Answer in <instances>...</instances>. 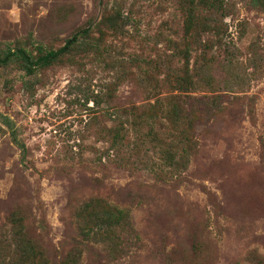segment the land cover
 <instances>
[{
	"label": "rangeland",
	"instance_id": "rangeland-1",
	"mask_svg": "<svg viewBox=\"0 0 264 264\" xmlns=\"http://www.w3.org/2000/svg\"><path fill=\"white\" fill-rule=\"evenodd\" d=\"M85 27L29 75L0 63V264H264V6L0 0V58ZM184 93L206 106L176 118L163 98Z\"/></svg>",
	"mask_w": 264,
	"mask_h": 264
},
{
	"label": "trees",
	"instance_id": "trees-1",
	"mask_svg": "<svg viewBox=\"0 0 264 264\" xmlns=\"http://www.w3.org/2000/svg\"><path fill=\"white\" fill-rule=\"evenodd\" d=\"M215 1V0H214ZM253 4L256 5H260V6H264V0H250ZM216 2H212L211 6H215ZM187 24L186 25V29L189 30V34L191 33L192 29L191 26L194 25V29L196 28L197 30H206V31H211L214 34H217L219 32V27H211L210 22L207 23V21H203V22H198L197 20H195L193 18V16H190L187 18ZM198 26H202V27H198ZM89 35V27H85L82 28L78 31H76L75 33H73L69 38H67L63 44L61 46H59L56 49L53 50H47L44 53H41L39 55H37L35 58H32L28 55V53L23 50V49H16L14 52H7L2 58H0V63H5L10 57L16 56L19 61H20V66L22 68V70L24 71V73L26 75H29L32 73L33 69L36 66H48L50 65L52 62H54L58 57L62 56L63 54L67 53L71 46L73 44H75L76 42H78L81 39H86ZM218 40H220V37H217ZM177 85L179 87H181L182 85H187V84H191V80L189 79L188 75L184 72L182 74H180L179 77H177ZM203 97H195L193 95L190 94H173L170 96H166L164 97V103H162V105H164L166 109V111L168 113H177L176 114V118L177 117H181L183 115H187L188 113H190V111L192 110L193 106L191 105L192 102H201L202 103V107L206 106V101H202ZM165 111V112H166ZM136 119L139 121L141 120H145V117H143L142 115H137ZM176 120V119H175ZM112 142L113 143H117L119 141H121L122 139H124L125 137V129L122 128V124H120L118 122V124H114V127L112 128ZM93 206H91V204H86L84 207L85 211H93ZM124 219V215L121 211L116 210L115 211V220L112 221H108L107 226H109L107 229H104L102 231H98L97 234L99 235H103V236H107L109 233L112 232L111 227L112 226H118L119 221ZM111 222V223H110ZM124 223V222H123ZM128 225V223H127ZM111 235V234H110ZM109 239V238H108ZM112 237L109 239L111 240ZM27 252H31L32 250V246L28 245L27 246ZM28 254V253H26ZM21 259L17 258V260H15L13 262V264H39V259L41 258V254L40 253H36L33 252V254L31 255V259L28 256H21ZM76 256L74 255V257H69L66 256L64 258V260L60 261L58 264H73L75 261ZM19 260V261H18ZM42 261L45 263V261L42 259Z\"/></svg>",
	"mask_w": 264,
	"mask_h": 264
}]
</instances>
